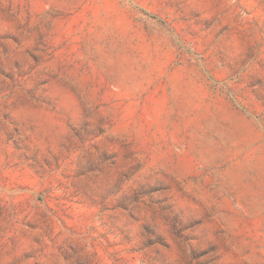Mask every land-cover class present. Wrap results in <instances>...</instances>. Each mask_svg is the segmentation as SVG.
<instances>
[{
	"label": "rangeland",
	"instance_id": "rangeland-1",
	"mask_svg": "<svg viewBox=\"0 0 264 264\" xmlns=\"http://www.w3.org/2000/svg\"><path fill=\"white\" fill-rule=\"evenodd\" d=\"M0 264H264V0H0Z\"/></svg>",
	"mask_w": 264,
	"mask_h": 264
}]
</instances>
